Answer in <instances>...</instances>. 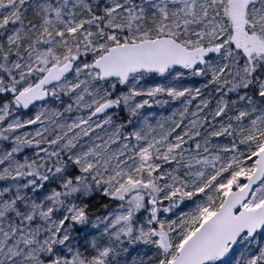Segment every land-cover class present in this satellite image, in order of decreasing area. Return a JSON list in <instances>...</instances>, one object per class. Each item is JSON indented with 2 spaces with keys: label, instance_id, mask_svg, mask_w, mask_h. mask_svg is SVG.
<instances>
[{
  "label": "snow or ice",
  "instance_id": "snow-or-ice-1",
  "mask_svg": "<svg viewBox=\"0 0 264 264\" xmlns=\"http://www.w3.org/2000/svg\"><path fill=\"white\" fill-rule=\"evenodd\" d=\"M0 264H264V0H0Z\"/></svg>",
  "mask_w": 264,
  "mask_h": 264
}]
</instances>
